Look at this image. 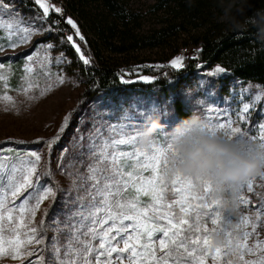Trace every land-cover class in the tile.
I'll return each instance as SVG.
<instances>
[{
  "label": "snow or ice",
  "instance_id": "6c2138e0",
  "mask_svg": "<svg viewBox=\"0 0 264 264\" xmlns=\"http://www.w3.org/2000/svg\"><path fill=\"white\" fill-rule=\"evenodd\" d=\"M34 3L43 10V16L39 17L41 20L47 19L50 10L62 12L61 8L49 4L48 0H34ZM13 11L11 0H0V29L7 31L10 41L13 36L20 34L18 42L9 45L15 48L19 43L28 42L39 29L35 27V22L25 24L23 17L18 14L13 16ZM66 22L83 41L84 37L80 35L76 23L71 18H67ZM53 23L58 24V21ZM47 30L53 29L49 26ZM66 39L79 59L85 65L90 64V59L85 56L73 35H68ZM47 47L51 49L53 45L48 44ZM35 56L36 52H33L26 57L25 71L28 74L33 72ZM46 59L50 62V58ZM64 59L62 57L58 62ZM182 61L183 58L178 57L171 61V65L181 67ZM4 69L5 64L0 63V81L7 88ZM224 71L222 67L215 69L216 73ZM43 74L51 78L50 72ZM143 79L146 82L151 80L149 77ZM56 82L63 84L65 81L57 74ZM33 87L39 85L28 80L23 91H31ZM50 90L51 85L42 89L40 95ZM3 98L14 103L13 98L6 93ZM260 99L261 95L255 96V100ZM250 107L244 104L242 114L238 116L245 124L247 120L244 114L248 113ZM221 115H225L226 119L221 120ZM70 118L71 113L65 116L60 133L68 127ZM128 119L124 117L116 123L102 122L99 126L94 125L95 132L89 136L87 146L91 163L86 166V174L80 175L83 195L75 197L76 210L66 218L62 226L58 220H53L47 227L44 220H41L38 227L33 225L41 204L49 197H55L53 187L40 182L42 176H51L50 172L38 174L41 155L35 150L0 148V257L19 259L29 246L44 244L52 224L56 225L52 228L56 235L52 236L44 248L27 252L28 256L35 255L29 264H45L44 256L39 254L45 250L48 253L46 264H114V253L116 264H123L124 260L129 264H204V257L212 256L216 259L221 253V249L211 243V237L217 231L227 240L224 255H230L240 247L233 243V240H239V236L233 237V231L246 227L250 218L241 216L240 223L233 228L230 223L235 218L232 209L215 196L212 182L182 173L171 174L173 160L179 158V153L170 133L159 129L151 146L145 148L141 146V139L147 117L141 114L138 126L127 123ZM205 120L202 132L219 133L238 142H264V123L259 124L258 130L253 132L247 127L233 126L234 121L227 114L206 115ZM58 139L59 136L47 143L51 145ZM245 190L253 191V180L241 188L238 198L229 203H234L237 208L240 205L246 206L249 201L243 196ZM21 196L22 200L19 199ZM208 201L214 206L210 210ZM261 208H264V204ZM221 212L226 215L222 216ZM204 216H208L210 222L217 225L211 232L206 227L203 231L201 229L199 221ZM260 220L261 211L258 209L252 222V232H243L245 241L256 232ZM6 234L11 239H6ZM59 234H64L63 242ZM242 247L248 253L255 254L257 250L264 249V241L257 240L252 247L245 243ZM239 259L243 261V255ZM259 264H264V258H261Z\"/></svg>",
  "mask_w": 264,
  "mask_h": 264
},
{
  "label": "rangeland",
  "instance_id": "374dc122",
  "mask_svg": "<svg viewBox=\"0 0 264 264\" xmlns=\"http://www.w3.org/2000/svg\"><path fill=\"white\" fill-rule=\"evenodd\" d=\"M31 1L34 2V0ZM5 2L8 1L5 0ZM126 2L129 8L139 13L140 29H137L136 34L144 37L141 42L126 46H121L110 40L106 32L97 24L93 8L90 7H94V5H88L85 0H60L58 5H63L67 9L69 18L77 26L78 21L82 26H85L78 14V9L82 6L97 30L95 34L92 31H86L84 27L79 28L78 26L80 35L84 37V40L99 42L102 45L104 57L126 56L129 59L128 63L136 67L147 64L157 66L165 59L172 66L171 61L176 59L173 55L175 49L179 48L180 50L185 46H191L192 56H195L196 52H193L194 37L200 34L202 27L207 22L217 21L215 11H203L183 15L172 24L170 23L173 19L172 14L154 9L153 6L157 3V0H126ZM48 3L53 5L51 0H48ZM25 7L27 6L12 4L14 9L12 15L18 14L23 17L25 24L35 22V27L39 31L31 35L28 42L19 43L17 47L12 48L9 45L17 43L20 34L13 36L10 41L7 38V31L0 29L3 32L0 35L3 36V39H0V47L3 49L0 51V58L15 57L19 54L24 55L22 57L25 58L24 75L19 79V86L12 84L13 71L11 66H5L3 70L4 75L7 77L8 87L4 88L3 82L0 81V148L16 149L17 144L37 145L42 142L47 143L57 136L60 139L69 128L68 125L65 131L60 133V127L65 116L71 113L70 124L75 113L74 110L83 94V86L78 79L81 62L66 39L68 35H73V37L80 40L75 35V29L70 25L73 33L66 32V36H61L56 31H48L49 19H52L50 13L46 20H41L39 17L43 16V10L39 6L36 8L30 5L38 11H26ZM76 43L78 42L76 41ZM48 44L53 45V47L49 49ZM33 52H36L32 62L33 72L28 74L25 71L26 57ZM62 57L66 59L58 62ZM46 58H50V62ZM183 63L184 61H182L181 67H172L181 72ZM217 67L222 66L214 64L211 67H206L201 64L196 67L194 73L187 75L181 73L178 76V83H171L168 89L160 90L156 96L149 91L132 94L130 91L121 88L109 91L101 101L92 103L85 114L78 119L67 145L68 149L61 151L58 162L50 167L53 179L48 184L53 187L55 197H49L41 204L40 209L36 212L33 225L38 227L41 220H44L47 227L53 220H58L62 226L66 218L76 210L75 197L83 195L80 190V175L86 174V166L91 163L87 146L89 136L95 132L94 125L99 126L102 122L116 123L123 120L124 117H128L127 123L138 126L141 114L146 117L150 114H159L163 125L160 129L168 132L178 122L190 117L193 113L200 116L204 121H206V115L216 116L218 113H223L231 116L234 121L233 126L247 127L256 132L258 130L257 126L264 123V88L258 83L241 80L226 69L223 73H216L215 69ZM45 72H50V79L43 74ZM57 74L64 78L65 82L63 84H57ZM28 80L38 84L39 87H33L31 91L24 92L23 89ZM140 81L146 82L143 78ZM49 85H51V90L45 95H40V91ZM5 93L13 98L14 103H10L3 98ZM256 95H261V99L255 100ZM244 104L251 105L248 113L244 114L247 124L238 119V116L242 114ZM172 109L174 112L170 116ZM209 109H212V111H208ZM220 119L225 120L226 116L221 115ZM145 127H147L146 120ZM20 141L23 143H17ZM35 151L41 155L38 174L45 173L47 167L45 155L38 150ZM40 182L45 184L42 180ZM24 195H27V193ZM243 196L249 201L246 206L240 205L239 208L228 206L232 209V215L235 217L230 221L233 228L240 223L241 216L250 218V222L246 227L233 231V237L239 236V240H233V243L240 245V247H237L232 254L224 255L223 251L227 246V240L221 232L217 231L211 237V243L220 248L221 253L216 259H213L212 256L204 257V264H246V262H257L259 264L261 258H264V249L257 250L255 254H250L246 248L242 247L245 243L248 247H252L257 240L264 241V208H261V205L264 204V176L253 179V191L245 190ZM19 199L22 200L23 196ZM17 203H19V200ZM198 203L202 202L198 201ZM207 203L209 204V210L214 207L211 201ZM258 209L261 211V220L257 224L256 232L245 241L243 232H252V222ZM221 215L226 214L221 212ZM199 222L202 231L206 227L211 232L214 227H217L205 216ZM54 227L56 225L52 224V227L48 228L47 239L44 244L29 246L25 250V254L19 259H13L11 256L0 257V264H29L30 260L35 259V255L28 256L27 252H35L36 249L44 248L52 236L56 235L52 230ZM218 234L223 239L222 244L216 243ZM61 238L64 240V237L59 234V239L61 240ZM6 239H11V236L6 234ZM39 254L44 256L46 264L48 260L47 251L45 250ZM159 255L158 251L157 256ZM240 255H243V261L239 259ZM114 258L115 253L113 254V260L116 264ZM123 264H129V262L124 260Z\"/></svg>",
  "mask_w": 264,
  "mask_h": 264
},
{
  "label": "trees",
  "instance_id": "16d2710c",
  "mask_svg": "<svg viewBox=\"0 0 264 264\" xmlns=\"http://www.w3.org/2000/svg\"><path fill=\"white\" fill-rule=\"evenodd\" d=\"M51 1L55 7L62 9L61 13L50 11L52 19H49L48 24L53 29L51 32L56 31L61 36H66V32L73 33L70 25L66 22L67 18H69L67 9L63 5H58L60 0ZM85 1L88 5H94V7H90L93 8L97 24L106 32L110 40L117 42L121 46H126L137 44L144 39L143 36L136 34L137 29H140V15L128 7L126 0ZM11 2L13 5L21 4L27 6L25 7L26 11H38V9L33 8L38 6L31 0H11ZM30 5L33 7H30ZM153 7L155 10L172 14L173 19L170 22L172 24L183 15L203 11H215L217 13V21L207 22L202 27L200 34L194 37V51H192L196 52V54L193 58L184 61L181 72L170 66L167 59L157 66L147 64L136 67L128 63L129 59L126 56L116 55L112 58H106L102 53V45L99 42L81 41L74 37L91 63L85 65L79 59L81 67L78 79L83 86V94L74 110L75 113L72 116L67 132L54 145L42 142L37 145L17 144L16 146V149L22 151L38 150L45 155V160L47 161L45 163L47 165L46 172H50L51 176H42L41 180L44 183L48 184L52 181L50 167L58 162L60 152L68 149L67 145L70 142L78 119L85 114L92 103L101 101L111 90L122 88L132 94H137L140 91H149L156 96L160 90L168 89L171 83H178V76L181 73L186 75L194 73L196 67L201 64L206 67L220 64L237 78L258 83L264 88V44L256 40L255 34L257 30L249 27L247 31H234L227 23L221 22L219 17L222 15V10L219 0H157ZM245 8V15L252 16L255 11L264 10V0H246ZM78 14L85 24V26H82L79 23L80 21H78L79 28L84 27L86 31H92L96 34L97 30L92 20L82 6L79 7ZM239 18L243 19V17ZM53 21H58V24H54ZM2 34L3 32L0 31V35ZM237 36L241 38L237 39ZM189 47L192 48L191 46ZM178 51L179 48L175 49L173 55ZM75 54L78 56L76 52ZM22 56L24 55L19 54L15 57L6 56L0 58V63H4L5 66H11L13 71L12 84L15 86H19V79L24 75L25 58ZM143 77L151 78L150 82L140 81ZM124 81L131 82L125 83ZM173 109L171 114H169L170 116L174 112ZM170 131L168 130V132ZM207 217L205 216V218ZM60 235L64 237V234ZM61 242H63V238H61Z\"/></svg>",
  "mask_w": 264,
  "mask_h": 264
},
{
  "label": "clouds",
  "instance_id": "9594fccd",
  "mask_svg": "<svg viewBox=\"0 0 264 264\" xmlns=\"http://www.w3.org/2000/svg\"><path fill=\"white\" fill-rule=\"evenodd\" d=\"M219 5L221 22L234 31L255 28L256 40L264 44V10L246 16V0H219ZM205 123L193 113L171 128L170 135L179 153V158L173 160L171 174L182 173L212 182L215 196L234 207L229 201L241 195V188L250 180L264 176V142H238L219 133L202 132ZM146 125L141 139V146L145 148L151 146L156 132L163 127L160 115H148ZM216 243H223L219 234Z\"/></svg>",
  "mask_w": 264,
  "mask_h": 264
},
{
  "label": "built area",
  "instance_id": "2783aa9c",
  "mask_svg": "<svg viewBox=\"0 0 264 264\" xmlns=\"http://www.w3.org/2000/svg\"><path fill=\"white\" fill-rule=\"evenodd\" d=\"M182 57L183 61L192 58V52L190 47H182L176 54L175 58Z\"/></svg>",
  "mask_w": 264,
  "mask_h": 264
}]
</instances>
